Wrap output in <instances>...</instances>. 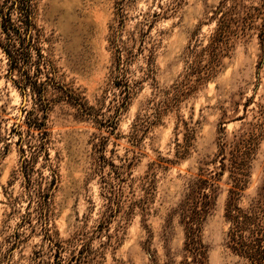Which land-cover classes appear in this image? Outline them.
<instances>
[{
	"label": "rangeland",
	"instance_id": "374dc122",
	"mask_svg": "<svg viewBox=\"0 0 264 264\" xmlns=\"http://www.w3.org/2000/svg\"><path fill=\"white\" fill-rule=\"evenodd\" d=\"M262 1L0 0V264H192L201 210V264L247 263L230 234L239 211L264 229L260 18L207 46Z\"/></svg>",
	"mask_w": 264,
	"mask_h": 264
},
{
	"label": "trees",
	"instance_id": "16d2710c",
	"mask_svg": "<svg viewBox=\"0 0 264 264\" xmlns=\"http://www.w3.org/2000/svg\"><path fill=\"white\" fill-rule=\"evenodd\" d=\"M262 2H264V0ZM252 10L253 9H249V12L244 18L238 17V18L232 19V18H229L230 15L228 13H224L222 18L218 22V26L215 31V34L211 38L210 43L207 46V48L209 50L213 49V51H215L217 49L215 46V44H217L216 42H218L219 40H222L223 38L231 34L229 31V28L231 27L233 23L234 24L236 23L238 25V29L240 28V29L245 30L247 29L246 27H253V23L256 18H260L261 20V23L257 29L260 28L259 31H261V37L263 38L264 36V9L263 8L255 9L259 11L258 15L256 16L252 14ZM0 19H1L0 26L4 27V31L7 33V35H10L8 32L9 30L7 29V24L11 25V16L10 15L2 16ZM14 30L19 33V30L17 28H14ZM205 78L206 77H203L201 79L199 78V79L200 81H202ZM222 169L223 170L226 169V165L224 162H222ZM236 181H238V179H236ZM236 181H235L233 189L237 192L238 191L237 189L239 188V183ZM232 193H234V191H231V194ZM207 198H208V195L202 193L201 194L202 200L198 202V204L201 203L203 208H205L204 201ZM229 206H230V202H229ZM199 212H197L194 216L190 217L192 219L189 223L193 224L194 226L198 224V221L196 220V218H193V217H195L198 213L203 214V210ZM231 219L233 220V223H234L233 229L230 234L231 242L233 243V246L231 247L232 250L235 251L238 255H241L244 258H246L247 260L246 264H264V232H263L264 229L263 228L259 229L258 232L254 231L251 233V235L246 236L244 232L248 229L247 215L239 211V213H237L235 216L233 217L231 216ZM189 223H187V238L189 239L190 242L187 244L186 249L187 251L189 250V252L192 255V259H193L192 264H201V254L198 252L199 250L193 247L196 244L195 243L196 230L194 227H192L193 225H190ZM188 224H189V227H188ZM192 244L193 246H191Z\"/></svg>",
	"mask_w": 264,
	"mask_h": 264
}]
</instances>
